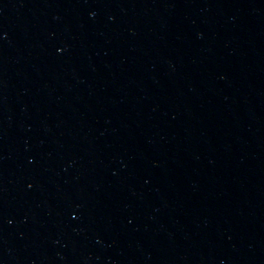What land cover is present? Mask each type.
Returning a JSON list of instances; mask_svg holds the SVG:
<instances>
[{
	"label": "water",
	"instance_id": "95a60500",
	"mask_svg": "<svg viewBox=\"0 0 264 264\" xmlns=\"http://www.w3.org/2000/svg\"><path fill=\"white\" fill-rule=\"evenodd\" d=\"M0 264H264V0H0Z\"/></svg>",
	"mask_w": 264,
	"mask_h": 264
}]
</instances>
